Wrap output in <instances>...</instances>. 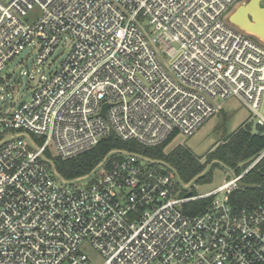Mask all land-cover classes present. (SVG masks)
Wrapping results in <instances>:
<instances>
[{
  "label": "built area",
  "instance_id": "2783aa9c",
  "mask_svg": "<svg viewBox=\"0 0 264 264\" xmlns=\"http://www.w3.org/2000/svg\"><path fill=\"white\" fill-rule=\"evenodd\" d=\"M240 1L0 0V74L27 46L36 66L70 49L29 101L0 96V264H93L90 251L101 264H264V202L230 203L264 151L199 195L136 151L192 136L230 98L264 127V41L224 18ZM106 138L128 148L59 175L55 158Z\"/></svg>",
  "mask_w": 264,
  "mask_h": 264
},
{
  "label": "rangeland",
  "instance_id": "374dc122",
  "mask_svg": "<svg viewBox=\"0 0 264 264\" xmlns=\"http://www.w3.org/2000/svg\"><path fill=\"white\" fill-rule=\"evenodd\" d=\"M247 1L241 0L239 3L231 5L224 18L235 11L240 4H245ZM69 51L70 49L61 43L54 49L45 65L36 66V50L31 46H27L14 59L10 60L2 70L0 77L3 82L0 84V96L6 98V93L9 95L11 108L29 101L40 78L42 76L48 77L55 72L65 60ZM168 62V60H165L166 64ZM27 72L30 74L27 75ZM20 74L21 83H16ZM4 87H6V91ZM218 105L220 111L210 117L192 136L187 138L178 136L167 147V149H170L175 145H181L202 164H205V170L201 174L188 181L182 180L184 187L192 188V195L209 192L222 183L233 179L236 174L232 170L227 169L215 158L209 159L208 155L217 145L223 143L245 123L251 125L252 130L256 129L257 116L252 114L239 99L230 98L224 102H218ZM206 174H208L206 180L204 182L200 181V177ZM65 181L69 182L66 179ZM88 255L92 257L93 264H101V258L96 253L90 251Z\"/></svg>",
  "mask_w": 264,
  "mask_h": 264
},
{
  "label": "trees",
  "instance_id": "16d2710c",
  "mask_svg": "<svg viewBox=\"0 0 264 264\" xmlns=\"http://www.w3.org/2000/svg\"><path fill=\"white\" fill-rule=\"evenodd\" d=\"M169 144L167 141L149 149L136 146V151L153 160L169 164L184 181H188L205 170V164H202L186 148L175 145L167 149ZM132 145L135 147V144ZM124 148H128L126 144L106 138L90 151L73 159L61 161L55 158L54 164L59 175L68 180L74 179L91 172L110 151ZM263 151L264 127L256 125V129L252 130L251 125L245 123L223 143L217 145L208 157L209 159L215 158L238 175ZM207 175H203L199 180L204 182ZM262 202H264V156L241 178L239 188L230 195V203L236 210L252 209ZM204 203L196 202L195 205Z\"/></svg>",
  "mask_w": 264,
  "mask_h": 264
},
{
  "label": "water",
  "instance_id": "95a60500",
  "mask_svg": "<svg viewBox=\"0 0 264 264\" xmlns=\"http://www.w3.org/2000/svg\"><path fill=\"white\" fill-rule=\"evenodd\" d=\"M261 1L248 0L245 4L239 5L230 14L228 21L242 30L255 34L264 41V7H260ZM262 113H264V105ZM102 115H104V111ZM110 135H113L112 131H110Z\"/></svg>",
  "mask_w": 264,
  "mask_h": 264
},
{
  "label": "flooded vegetation",
  "instance_id": "af4514ba",
  "mask_svg": "<svg viewBox=\"0 0 264 264\" xmlns=\"http://www.w3.org/2000/svg\"><path fill=\"white\" fill-rule=\"evenodd\" d=\"M264 0H262L261 2H260V7H264Z\"/></svg>",
  "mask_w": 264,
  "mask_h": 264
}]
</instances>
